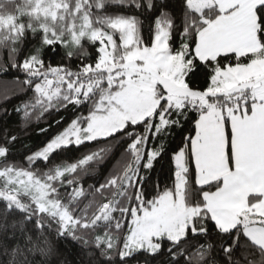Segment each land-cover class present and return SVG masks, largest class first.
<instances>
[{
	"label": "snow or ice",
	"instance_id": "6c2138e0",
	"mask_svg": "<svg viewBox=\"0 0 264 264\" xmlns=\"http://www.w3.org/2000/svg\"><path fill=\"white\" fill-rule=\"evenodd\" d=\"M0 76V264H264V0H0Z\"/></svg>",
	"mask_w": 264,
	"mask_h": 264
},
{
	"label": "trees",
	"instance_id": "16d2710c",
	"mask_svg": "<svg viewBox=\"0 0 264 264\" xmlns=\"http://www.w3.org/2000/svg\"><path fill=\"white\" fill-rule=\"evenodd\" d=\"M10 79H11L10 76H0V81H6V80H10ZM3 87H4V85L0 84V89H2ZM7 87L9 89L13 88L12 85H8ZM9 94L11 95L12 93L10 92ZM18 102L19 101L15 96H13V98L8 100L7 102L0 99V105L8 107L10 110ZM61 115L65 116V118H67L69 116V113L62 112L59 115H56L54 118L59 119ZM48 119H49V121H51L53 119V117H49ZM15 120H16L15 116H11L8 118L6 123L9 124L11 127L15 128L16 127ZM42 126H43V122H41L39 124L34 123L33 126L28 129L27 134L21 133V144L18 145L17 151L24 152L26 150L24 147L25 145H37V144H39L40 141L43 139V137L38 134V128L42 127Z\"/></svg>",
	"mask_w": 264,
	"mask_h": 264
}]
</instances>
